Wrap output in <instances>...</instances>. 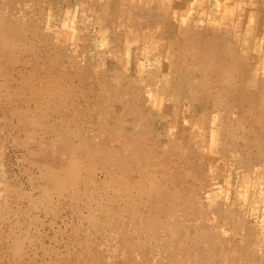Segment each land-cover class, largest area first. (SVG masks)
Here are the masks:
<instances>
[{"label":"rangeland","instance_id":"rangeland-1","mask_svg":"<svg viewBox=\"0 0 264 264\" xmlns=\"http://www.w3.org/2000/svg\"><path fill=\"white\" fill-rule=\"evenodd\" d=\"M0 264H264V0H0Z\"/></svg>","mask_w":264,"mask_h":264}]
</instances>
